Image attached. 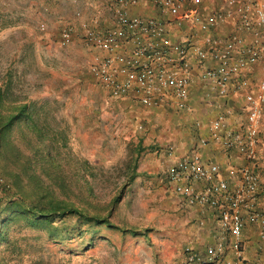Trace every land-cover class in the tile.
I'll return each mask as SVG.
<instances>
[{"label":"rangeland","instance_id":"obj_1","mask_svg":"<svg viewBox=\"0 0 264 264\" xmlns=\"http://www.w3.org/2000/svg\"><path fill=\"white\" fill-rule=\"evenodd\" d=\"M69 1L0 0V87L8 102L42 107L51 140L36 143L32 172L45 187L62 182L58 196L79 211L54 216L51 225H12L9 243L0 244V264H179L190 244L183 231L191 223L183 215L192 207L142 170L140 136L116 135L119 117L88 71L91 50L80 31L68 45L60 43L71 22L64 16L81 8ZM15 167L0 159V192L6 186L35 203L36 177L22 173L18 180Z\"/></svg>","mask_w":264,"mask_h":264},{"label":"built area","instance_id":"obj_2","mask_svg":"<svg viewBox=\"0 0 264 264\" xmlns=\"http://www.w3.org/2000/svg\"><path fill=\"white\" fill-rule=\"evenodd\" d=\"M142 1L159 15L132 14ZM108 7V27L88 25L79 34L91 50L89 73L113 96L131 93L147 106L172 97L178 109H190L197 86L215 93L223 108L209 122V139L239 157L222 169L195 153L167 167L173 194L218 216L214 241L184 246L179 264H264V0H110ZM173 26L185 29L179 40L169 35ZM74 35L66 23L60 43ZM247 224L257 226L253 261L244 252Z\"/></svg>","mask_w":264,"mask_h":264},{"label":"crops","instance_id":"obj_3","mask_svg":"<svg viewBox=\"0 0 264 264\" xmlns=\"http://www.w3.org/2000/svg\"><path fill=\"white\" fill-rule=\"evenodd\" d=\"M79 3L81 8L69 11L64 17L70 19L79 34L83 27L97 25L106 28L111 22V11L107 0H71ZM70 3V1L68 0ZM105 9L103 6H105ZM81 16H76L77 12ZM136 15H159L157 9L151 4L142 1L131 9ZM95 22V24H94ZM185 29L173 26L169 28V35L174 40H179ZM104 101L114 108L113 113L118 115V127L116 135L140 136L143 139L145 150L141 164L142 170H150L156 174L155 183L164 190L168 186L165 171L168 166L175 163L181 157L199 154L205 162H216L222 169L233 163H238L239 157L236 153L227 152L209 139V122L214 118L216 112L223 108L221 99L197 86L191 92V108L178 109L176 101L166 98L162 102L147 106L131 93L125 96H113L99 81ZM230 96V95H229ZM223 100V99H222ZM230 106L238 107L239 101H232ZM224 106V105H223ZM235 122V121H233ZM208 138L209 142L201 146L200 141ZM170 150H173L170 153ZM165 191V190H164ZM171 191V189H170ZM171 193H173L171 191ZM184 207H192L191 213H185V220L190 221L189 228H184L183 236L189 243L197 248H203L211 244L218 234V216L210 207L190 206L184 200ZM260 206L264 207V193L260 195ZM190 209V208H189ZM186 225V223H185ZM244 252L252 261L257 256V226L247 224L243 230ZM187 240V241H188Z\"/></svg>","mask_w":264,"mask_h":264},{"label":"trees","instance_id":"obj_4","mask_svg":"<svg viewBox=\"0 0 264 264\" xmlns=\"http://www.w3.org/2000/svg\"><path fill=\"white\" fill-rule=\"evenodd\" d=\"M5 94L6 91L0 87V159L5 167H15L21 158L25 160L20 166H16L17 171L13 170L11 174L18 180L21 179L22 173L26 177H36L32 183L34 184V195L38 199L35 203L27 205L23 199L15 195L17 193L7 189L6 186L2 187L0 192V244L9 243L10 229L12 225L19 222L36 227L51 225L53 217L57 215L64 217L67 212L79 214L78 209H71L58 196L59 192L60 194L63 192L61 191L64 188L62 182L53 187L48 183L45 187L39 177L32 172L34 170L31 161L37 155L36 143L41 144L51 140L47 137L50 129L45 121L46 118H42L40 114L42 107L38 111L37 104L27 99L20 103L14 100L8 102L5 100ZM7 104L10 106H6ZM21 142L26 145L24 151L20 147ZM26 149L29 151L27 152ZM45 157L46 154L42 156V158ZM90 220L110 224L109 221H100L96 217H91Z\"/></svg>","mask_w":264,"mask_h":264}]
</instances>
